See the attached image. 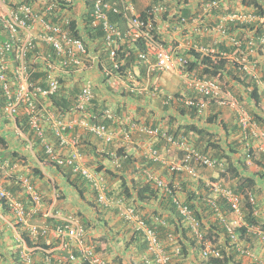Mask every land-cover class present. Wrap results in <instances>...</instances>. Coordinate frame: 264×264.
<instances>
[{
    "label": "built area",
    "instance_id": "obj_1",
    "mask_svg": "<svg viewBox=\"0 0 264 264\" xmlns=\"http://www.w3.org/2000/svg\"><path fill=\"white\" fill-rule=\"evenodd\" d=\"M197 1V6L193 5L195 8L193 12H198L197 16L182 18L180 24H177L174 17L175 15L180 17V8L170 11L168 5L161 1L152 3L142 14L137 11L136 3L133 0H93L91 9L84 2V9L79 15L76 3L73 0H49L44 3L42 8L35 5L32 0L30 2L25 0H0V35L7 36L4 37L5 40L0 38V95L5 99L1 117L12 124L18 134L24 135L23 139L29 141L28 150L32 157H36L43 165L52 164L53 162L68 167L73 176L79 175L89 182L99 205L105 208L116 207L119 216L134 231L143 235L151 256L148 259L150 264H176L173 256L180 253L178 245L174 246L173 254L168 253L159 236L158 225H167L164 217L155 216L153 224H150L142 214L136 212L134 206L126 205L121 201L115 203L108 194L109 187L105 175L86 163L84 155L80 152L78 139H71L66 135L68 128L80 126L104 140L105 143L113 141L114 134L99 121L92 122L93 115L86 110L87 104L93 97L92 82L90 80L86 81V86L80 93L76 106L67 114L54 109L52 97L61 87L60 76L86 72L88 65L92 62L95 64L98 59V53L92 52L84 39L81 36L76 37L71 31L73 20L81 21L82 14L86 13L90 28H99L103 32V46H105V50L110 51V57L114 61L116 69L122 68L125 63L124 60L117 61L116 59L121 48L135 51L138 63L146 66L150 72L170 70L176 64L182 72L181 76L188 87L211 100H215L220 105H226L234 109L243 136L246 139L249 138V140H256L259 143L257 147L264 152V130L256 124L249 111L241 106L230 93L222 91L220 83L215 79L200 78L196 70H187L190 59L183 55H177V50L181 49L180 43H186L185 41L180 42L179 38L172 37V34L175 31L182 30L183 25L191 26L194 30L207 29V22L204 18L208 15L210 17L212 15L210 12L213 9H221L226 0ZM194 2V0H188V4H194ZM111 14L118 15L119 20L112 21ZM256 18L257 15L254 13H234L226 17V19L241 22L254 21ZM224 21L222 20L221 23L215 25V31L221 36H227L228 33L223 27ZM81 28L82 26L78 25L77 30L81 31ZM162 28L165 32L169 31L171 33L170 45H166L164 41L162 42L157 37L164 32L161 30ZM257 41L252 38L248 42L246 52H243L245 47L242 41L233 38L232 42L237 46L236 52L239 51V55L217 50L214 47L206 48L198 44H189L188 46L190 49L201 53L202 56L234 60L243 71L256 74L258 64L252 61L250 57L256 51V47H264V34L258 36ZM12 53L15 55L10 60L8 54ZM38 62L44 63L43 67L38 70L44 71L45 74L33 79L30 69L33 67V72L37 71ZM108 72L111 71L108 70ZM256 79L258 80V76ZM172 101L183 102L185 106H195L199 112L206 106L205 102L198 101L196 98H180L168 95L165 99V103ZM105 113L107 117H112L110 110H106ZM19 120L24 121L25 125L34 131L40 141V149H43L47 155L46 160L41 161L39 159L36 148L30 142L29 137L23 134L18 127ZM48 124L51 125L53 131L52 142L45 135L44 128ZM137 129L145 131L146 127L142 126L140 128L137 123L129 122L128 129L123 131L124 139L126 141L132 140V133ZM166 138L168 144L182 150L183 157L179 161H167L160 158L156 150H151L150 156L155 160L160 158V161L166 164L171 172L184 173L193 180L202 178L206 187L210 190L207 203L212 209L211 211L220 216L222 221H225L228 232L232 234L233 228L229 225L230 222H228L224 211L226 209L228 213L233 215L234 221L231 224L241 225L244 212L243 197L228 186L227 177L221 176V172H225L224 159L200 151L190 145L187 139L180 138L176 140L170 135H166ZM113 163L118 167L121 166L120 160L117 158L114 159ZM24 165H26V161L23 159L11 162L6 159L0 160V167L9 173L18 171ZM207 171H210L211 174L204 176V172ZM146 174L149 179H154L159 188L167 189L168 183L166 180L150 171H146ZM30 175V173H24L17 177L22 188V195H26L28 201L26 199L22 200L21 195L1 186L0 199L5 201L17 221L27 227L29 234L35 240L47 238L49 235L61 239L60 247L63 251H68V254L60 255L55 260H51L48 256L50 254L47 253L49 261L46 259L45 264H82L83 261L88 264H107L105 258L96 251L94 244L88 243L86 227L78 215L74 213L63 214L61 211L54 212V204L59 196L54 185L55 181L49 178L53 185L54 200L51 199V202L46 204L44 194ZM179 183V181L175 182L176 188H180ZM221 195L224 202L220 205L218 198ZM248 198L256 206L255 196L249 195ZM174 202L177 203L178 210L184 218L186 226L197 237L202 238V233L199 231L200 221L190 207L180 202L176 197H174ZM45 204L46 207L49 206L44 212L45 217L54 218L57 223L44 222L43 225H39L29 222L30 217L45 209L43 208ZM254 213L258 215L259 210H255ZM248 230L264 238L263 226H248ZM167 240L173 245L176 243V236L172 232H168ZM235 240L237 241V239ZM25 248L21 251V257L23 260H29L24 253H28ZM35 249L45 250L42 246H37L33 250ZM237 250L239 254L254 257V254L242 246L241 243H239ZM203 254L204 256L208 254L218 255V252L210 244H205Z\"/></svg>",
    "mask_w": 264,
    "mask_h": 264
},
{
    "label": "trees",
    "instance_id": "obj_2",
    "mask_svg": "<svg viewBox=\"0 0 264 264\" xmlns=\"http://www.w3.org/2000/svg\"><path fill=\"white\" fill-rule=\"evenodd\" d=\"M135 3L137 0H133ZM164 1L167 2L168 5L172 7L177 5L179 6L181 12L180 17L177 20V24H180L182 18H193L197 16L198 12H193L195 8L193 5L197 6V0H194V4L189 3L188 0H152L151 2ZM212 0H205V2ZM240 3L243 7L249 9L250 12H253L258 16V21L254 25H247L244 28L247 31H254V35L264 34V0H234ZM93 0H87V6L89 9L92 7ZM219 9H213L210 13L212 16H219ZM141 13H144L142 11ZM83 27L81 31H78L77 23H72L71 31L76 37L82 36L85 43L88 47L91 48L92 52L98 53V61L97 66L100 71V83L96 86L95 90L92 89L93 97L90 102L87 104L86 110L93 115V121L100 122L105 121V123L114 126L115 128H121L124 126V117L122 115L124 112L128 111L131 106L135 103H138V111H142L140 115H143L145 108L139 104V101L144 100L146 94H138V90L124 88L119 93H115L113 87L108 83L109 78H111V74L107 71L112 70L114 72L124 71L127 73L126 66L130 64V62L136 56V52L132 49H127L118 51L116 56L117 61L124 60L126 58V64L123 65L122 69H116L114 67V61L109 58V54L107 50H105V46H103V32L99 28H90L87 18L85 16L86 13L83 14ZM112 21L119 20V16L115 14L110 15ZM51 19V17H49ZM208 20H212L209 15L204 18ZM218 20V19H217ZM216 25L215 22L212 23ZM234 23L228 24L226 29L227 32H234L235 26ZM77 26V28H76ZM233 26V27H232ZM230 27V28H228ZM95 29V30H92ZM244 33V31H241ZM7 37L6 35H0L1 39ZM158 37V36H157ZM163 37V35H162ZM99 39L97 44H94L96 39ZM200 41H204L202 36L198 37ZM89 43L94 44V47L89 45ZM216 46L218 49H224L226 51H233L234 47H227L225 40L216 42ZM262 53V50H258ZM11 60L15 54H8ZM8 57V59H9ZM199 54H195V60L192 61L188 68L192 70L194 68H200V76L208 77L220 81L221 87L225 91H231V89L242 86L245 89H251V96L259 102L261 97L259 85L256 81H252L249 79L248 74L245 71H242L237 64H232L228 62L227 59H212L211 57H204L201 61V64L198 62ZM42 62L37 63V71L33 72V67H31L32 78L37 79L44 76V71H39L41 67H43ZM126 65V66H125ZM36 67V66H35ZM110 74V75H109ZM119 76V75H114ZM124 79H128L129 75H122ZM264 80V74H263ZM60 80L62 82L59 91L53 95L52 97V105L55 106L59 111H68L75 101H77V93L83 91L84 79H80V81L76 83H71V85L67 86L65 75L60 76ZM262 80V79H261ZM131 85L132 81H128ZM232 85V86H231ZM82 86V87H81ZM234 86V87H233ZM232 87V88H231ZM151 90L157 92L156 97L161 104L160 109L163 110L164 113L169 108L168 104H165L162 97L161 92L154 90V88H150ZM1 94V93H0ZM194 94V93H193ZM176 97L185 98L181 93H176ZM154 98V97H152ZM5 99L0 95V113L2 108L4 107ZM177 111L176 115L191 114L197 115L196 108H189L185 106L184 103H179L177 105H172ZM108 109L111 114H113L112 118L109 120H105L104 111ZM152 111V116L156 117L159 113ZM256 124L262 128V124H264V120L251 111ZM160 115V114H159ZM176 115H169L171 124L175 121ZM221 117V113H210L207 121L209 122V126L207 127H198L196 124H186L177 127V131L171 129V134L177 137V134L182 136L188 135L190 132L195 134H199V141L197 145L203 149L205 152L212 153L213 157H217L219 159H224V170L225 172H221V176H225L230 180L229 186L237 193L241 194L243 199V211H244V221L246 225H260L264 227V152L260 151L256 146V140L245 138L242 133V129L238 124H236L233 128L228 123L225 122ZM161 120L166 119L164 115L160 116ZM133 120L142 121V118L133 116ZM154 119H146L144 120L145 124L150 125L149 122H153ZM156 123H159L156 121ZM20 128L25 131L34 133L30 128L26 127L25 123L23 125H19ZM50 138L53 139V131L48 129ZM222 132L225 134L224 138H218L217 133L222 135ZM218 134V135H219ZM82 136L79 138L82 139V144L86 146L82 147L83 149L87 148V154L90 155L91 159L88 161L89 165L94 166V164H98L99 170L103 168V164L108 160L106 157H109L106 154L100 153V146L93 145V141H95V136L90 133H82ZM189 136V135H188ZM179 138V137H177ZM150 139L149 136H145L144 140L147 142ZM224 139V144L220 143L221 140ZM0 143L5 144V137H0ZM39 143V142H38ZM85 143V144H84ZM247 143H249L247 145ZM39 146V145H38ZM108 148L114 149L113 144L106 145ZM138 148V147H137ZM125 148L118 149L119 155L124 154ZM38 157L41 161L47 159V155L43 151V149L37 150ZM139 164L136 165V163ZM54 168L64 174L66 176L70 186L74 188V190L83 198L86 197V193L90 190L92 193L94 191L91 190V186L87 180L82 178L81 176H73L72 171L65 166L58 165L56 163L52 164ZM105 166V165H104ZM254 166L252 169L251 167ZM252 169V172H251ZM146 171H151L160 175L163 179L170 181V190L171 192L161 191V188H158L154 179H149ZM107 173L111 175V178L118 183V190H111L109 192L111 197H114L117 201L130 203L134 206L136 212H139L143 215L145 220L153 224V219L155 216H163L165 217L168 225H158L159 236L161 240H166V234L171 230L176 237L178 244L181 246V252L177 257L178 264H184L186 261H192L195 264H245L244 260L239 258L238 256V239L239 242L243 244L246 241H252L254 244L256 242L264 241V238L259 237L257 234H250L248 232L247 227H238L236 231H233L232 234L228 232L225 223H219L216 219H212L211 208L206 203V199L208 197L207 192H209V188L206 187L204 181L201 179H197L195 182L191 181L189 177L183 176L181 174L172 173L167 166H163L160 163L154 162L153 160L148 159L146 156L140 155L137 157L135 154H126L125 158L122 161V167L119 168L118 171H114L113 169H107ZM209 175V172H204V176ZM171 178V180H170ZM182 180L180 183V188L174 189L172 184L175 182L174 180ZM14 190V188H12ZM205 190L207 192H205ZM182 193L183 201L186 205H188L193 211V213L197 216V219L201 221L203 224L202 227V238L197 239L194 234L185 226L183 218L179 215L177 211V205L174 202V197L177 198V193ZM254 195L256 198V206L253 205L248 196ZM218 202L220 205L224 202V198L222 195L218 198ZM92 207H94L100 213V207L97 203H92ZM225 206V205H224ZM259 210V214L255 215L254 211ZM145 210V211H144ZM227 210L225 209L224 214H227ZM259 216V217H258ZM51 221V219H50ZM202 221L206 222L204 224ZM88 221H84L87 224ZM206 226L207 230H204ZM131 234L128 241H126V249H135L138 255L148 254L147 257L150 258V254L148 252L147 243L143 238V235L140 232L134 231L132 228L128 229ZM237 239V241L234 239ZM108 241L106 237H104ZM131 244H135V248L131 247ZM205 244H210L212 248L217 250L218 255L208 254L207 257L203 260L200 257L201 250ZM244 246V245H242ZM246 246V245H245ZM247 247V246H246ZM99 248H102L99 247ZM103 249V248H102ZM250 251V248H246ZM105 250V249H104ZM77 251L75 252V254ZM248 257V255H242V258ZM147 260L143 262V264H150ZM183 259L184 261H180ZM196 260L198 263H196ZM117 259L114 262L109 264H118ZM17 264V262H16ZM78 264V263H77ZM82 264H88L86 261H83ZM121 264V263H120Z\"/></svg>",
    "mask_w": 264,
    "mask_h": 264
},
{
    "label": "crops",
    "instance_id": "obj_3",
    "mask_svg": "<svg viewBox=\"0 0 264 264\" xmlns=\"http://www.w3.org/2000/svg\"><path fill=\"white\" fill-rule=\"evenodd\" d=\"M32 1L39 8H42L44 3H47L49 0ZM84 1L85 0L73 1L76 3L78 13H80L79 15H81V12L84 9ZM151 1L152 0H137V11L142 12L146 10L147 7H149L153 3ZM163 3L168 5L167 2L163 1ZM235 3L236 2H234V0H226L223 3L224 6L221 8V10L224 12L222 15L228 17L231 13H234L235 10H242L243 12L246 11V9L240 4L239 6L241 8L237 9V5H235ZM168 7L170 8V11H175L172 9H179V6L177 5L173 7L171 5H168ZM210 17L212 20L205 19V21L207 22V29L194 30V28L191 26L183 25L184 28L182 30L175 31L172 34V37L176 39L179 38L178 40L180 42L185 41L186 44L180 43L179 46L183 51L181 53L189 56L190 59L192 57V53L190 52L191 49L188 46L189 44H198L203 45L206 48H213L214 46H216V42L225 40L226 46H231V41L229 39L221 36L219 33H217V31H215V25H213L212 23L213 21L216 22V17L212 15H210ZM164 18H166V16H164ZM176 19H178L177 15H175L174 21ZM161 30L164 31L162 32V35L166 34L163 28ZM253 33L254 31L250 32L249 35L251 36ZM199 36H202L204 39H206L205 42L200 41L198 38ZM246 36H248L247 33ZM260 50H262V53L259 51H254L250 57L252 61L257 62L258 64V77H262L264 74V48H261ZM229 52L234 53L235 51ZM229 62L233 63L231 61ZM144 69L145 68L142 67L140 70L143 75H146V71H144ZM164 72L166 73V75H172L173 77H175L174 83L172 81H169V78L166 79L165 77H163ZM82 74L85 75L86 78L90 79L95 86L100 83L101 74L99 69L93 62L90 64L89 70L83 72ZM254 74L255 73H251V75ZM147 75L149 76L142 78V81L144 82V84H146L142 85V89L146 90L147 94L145 95L144 100L139 101V104H141L145 108V111H143L144 114L140 115L142 111H138V108H136L135 104L131 106L130 110L127 112L128 114L140 117L143 121L150 118L154 119V123H156V121H163L164 125L168 126V128L172 130L177 129V127L180 126V123L184 122L189 124H196L198 127H207L210 125L207 119L210 113L214 112H217L218 114L221 113V118L228 123L227 125H229V127L231 126V128H233L237 124L235 110H233L229 106H222L220 104H210L211 106H209L204 111V113H201L199 115L195 116L187 114L181 117L179 114L176 115L177 111L174 107H172V105H177L174 102L171 106H169L166 113H164L163 110L165 109H160L161 104L159 103L158 99L155 98L157 92L155 93L153 89V92H151V87L154 88V90L156 91L167 93L170 95H175L178 92L181 94L188 95L191 89L185 84L184 79L181 77L182 72L179 70L176 64L174 65L173 69ZM249 79L252 80L250 77ZM77 80L78 77L77 75H75L74 81ZM259 90V93L261 95L259 102H256V100L251 96V89H245L242 86L235 87L234 89L232 88L231 91L226 92L230 93V95H232L240 103V105H245V107L248 108L249 111L256 113L264 120V86L259 85ZM153 110L157 113H159L160 111L162 112L159 113L160 115L157 114L156 117H153L151 115V112ZM161 115H164L166 119L161 120ZM169 115H176V119L172 124L170 122L168 123V121L170 120ZM262 128L264 129V124H262ZM48 133L49 132H47V134ZM218 134L219 133H217L216 135L218 136V138L225 137V134L223 132L222 135ZM3 136L5 137V144L0 149V160L6 159L11 162L23 159L24 161H26V165L21 166L18 171L13 173H9L5 170L0 171L1 187L7 189L14 188L15 192L21 195L23 200L26 199L28 201L27 196L22 195V192L20 190L21 188L18 186L19 181L17 177L24 173H30V176L34 178L36 184L39 186L40 191L44 194V198L47 204V201L51 199L54 200L53 185L52 182L49 180V178H51L55 181L54 183L57 185V190L59 192V198L56 200V205L54 206L53 210L62 211L64 213H74L78 215L83 222L88 221L87 224H85L87 229V240H90L94 244L96 251L102 256H104V258L107 259L109 263L114 262L115 259H117L118 264H143V262L147 260L148 254L138 255L135 249H126V241L129 240L131 234V232L128 230L130 229V227L127 222L119 216L118 210L115 207L105 208L99 205L97 203L95 193H92L90 190L86 193L85 198L81 197L74 190V188L70 186L66 176H64L63 173L58 172L53 165H43L38 161L36 157H32V154L27 148V142L22 141L15 134L13 125L9 124L6 119H3L0 113V137ZM145 136L147 135L142 133H137L134 135V141L138 143L139 147L140 145L143 146L145 144ZM192 138L194 140H197L199 138V135L195 134L194 132ZM198 141L199 139L196 142ZM220 143L224 144V139L221 140ZM258 144L259 143H257L256 141L255 146L257 147ZM130 148L132 149V147ZM96 165L91 166L99 173L105 175L108 182L109 192L111 190L120 191L117 186L118 183H116L115 180L111 178V175H109L106 171L107 166L111 170L113 169L111 162L106 161L103 164V168L101 170L98 169V166L100 165ZM251 168L253 169L254 166H252ZM207 172L211 174L210 171ZM227 182L228 184H230L229 179L227 180ZM18 197L20 198V196ZM94 202L99 205L100 213L94 207L91 206V204ZM46 204L43 207L45 208L44 210L37 214H34L32 217L29 218V222L43 225V223L47 221L48 218L45 217L44 212L49 206L46 207ZM10 214H12V212H10ZM10 214L5 212L4 206L0 202V263L16 264L17 262V264H45L46 259H48L49 261L47 253L50 254L48 256L51 258V260H55L60 255L68 254V251H63V249H61L60 247L62 243L61 239L49 235L47 238L44 237L39 240H34L32 237L28 236L25 225L16 226V220ZM52 222V224L57 223L55 219ZM23 232L25 234H22ZM104 237H106L108 241L104 239ZM243 245L244 247L247 246L248 248H250V250L254 254V257L246 256L242 258V256H239V258L244 260L245 264H264V241L256 242V244H254L252 241H246V243ZM37 246H42V248H44L46 251L43 249L33 250ZM101 246L103 249L99 248ZM131 247L135 248L136 246L135 244H131ZM24 248L28 251V253L24 251L23 252L27 256L26 258H29V260H23L22 257L19 258L18 254L19 252L21 253L22 249ZM187 263L188 262L186 261L185 264ZM189 264H192V261H190Z\"/></svg>",
    "mask_w": 264,
    "mask_h": 264
},
{
    "label": "clouds",
    "instance_id": "obj_4",
    "mask_svg": "<svg viewBox=\"0 0 264 264\" xmlns=\"http://www.w3.org/2000/svg\"><path fill=\"white\" fill-rule=\"evenodd\" d=\"M26 2H30V0H25ZM73 1H75V0H73ZM33 2V1H32ZM84 2H86L87 3V0H85ZM234 2H236L235 3V5H237V9H239V8H241L240 6H239V4L240 3H238L237 1H234ZM34 3V2H33ZM154 3V2H153ZM241 5V4H240ZM242 6V5H241ZM148 8V7H147ZM245 9H246V11H242V10H235L234 11V13H254V10H253V12H250L249 11V9L248 8H246V7H244ZM220 11H219V16H215L216 17V25H217V23H219L220 21H222V20H225L224 21V23H223V27H224V29L227 31V29H226V27H227V25L228 24H231V23H234V25L233 26H235V31L234 32H232V33H230V32H228L227 33V36H223V37H225V38H227V39H229L230 41H231V46L232 47H234V49H233V51H235L234 53H237L238 55H239V51L238 52H236L237 51V46L232 42L233 41V38L235 39V40H241L242 41V43H243V46L245 47L244 49H243V52L245 51L246 52V47H247V45H248V42L253 38V39H255L256 40V42H258L257 40H258V36H260V35H254V34H252L251 36L249 35V33L251 32V31H247L245 28H244V26H247V25H254V24H256V22L258 21V16H257V18H256V20H254V21H250V22H241V21H239V20H230V19H226V17L224 16V15H222L224 12L221 10V9H219ZM145 11L146 10H144V13H145ZM141 13V12H140ZM144 13H142V14H144ZM234 13H231L230 15H232V14H234ZM84 14V13H83ZM82 14V17H81V21L80 20H73V22L74 23H77V25H81L82 27H83V24H84V22L85 21H83V17H84V15ZM255 14V13H254ZM85 18H86V16H85ZM218 19V20H217ZM72 22V23H73ZM214 22V21H213ZM221 23V22H220ZM72 25V24H71ZM232 26V27H233ZM228 28H230V27H228ZM82 29V28H81ZM241 31H244V33L243 32H241ZM246 33L248 34V36H246ZM171 33L168 31V32H166V34H163V37H162V34H159L158 35V38H160L161 40H162V42L164 41L165 42V44L166 45H170L171 43ZM261 35H263V34H261ZM82 37V36H81ZM223 41V40H222ZM221 41V42H222ZM97 42H99V39L97 38L95 41H94V44L96 43L97 44ZM92 43H89V45H91ZM94 44L93 45H91L92 47H94ZM259 46H261L260 44H259ZM214 48H216L217 50H221V51H226V50H224V49H218V47L217 46H214ZM261 48H264L263 46H261V47H256L255 49H256V51H258L259 49H261ZM91 49V48H90ZM181 52H183L181 49H178L177 50V55H183V56H186V57H188L189 58V56H187V55H184L183 53H181ZM190 52L192 53H190L191 55H192V57H191V59L189 60V63H188V65L192 62V61H194L195 60V54H199V56H200V58L199 59H197L198 60V62L201 64V61H202V59L204 58V57H211V56H202V54L201 53H198V52H196V51H194V50H190ZM226 52H228V53H230L229 51H226ZM107 53H110V51H108L107 50ZM110 55V54H109ZM109 58L111 59V57L109 56ZM212 58V57H211ZM212 59H218V58H212ZM227 60H228V62L229 61H231V62H233L232 64H237L234 60H231V59H229V58H227ZM97 61H98V59L96 60V62H95V65L97 66ZM124 61H125V63L124 64H126V58L124 59ZM139 65H140V67H139ZM188 65H187V70H189V68H188ZM238 65V64H237ZM126 66V65H125ZM123 67V66H122ZM142 67H144L145 69H144V71H146V75H143V73L141 72V68ZM89 68H90V65H88V70H89ZM97 68H98V66H97ZM122 69V68H121ZM126 69H127V73H125L124 71H121V72H114V71H112V70H110L111 72H110V74H111V78H109V80H108V83L113 87V90H114V92L115 93H119L121 90H123L124 88H129V89H135V90H138V93H140V94H147L146 92V90H144V89H142L143 88V86L142 85H146V84H144V82L142 81V78L143 77H146V76H149V75H147V74H154V73H159V72H161V71H152V72H150V71H148L147 70V68H146V66H144L143 64H140V63H138V61H137V55L135 56V60L133 59L131 62H130V64L129 65H127L126 66ZM259 69V68H258ZM258 69L256 68V75H251L249 72H247V71H245L247 74H248V76L252 79V81H256L257 83H258V85H263L264 86V80H263V76L262 77H258V80L256 79L257 78V75H258ZM169 70V69H168ZM192 70H196L197 71V73H198V77H200V78H208V77H201L200 75V68L198 69V68H194V69H192ZM192 70H190V71H192ZM242 70V69H241ZM162 71H166V70H162ZM243 71V70H242ZM109 74V75H110ZM75 75H77V77H78V80L77 81H74V76ZM114 75H119V76H114ZM122 75H129V78L128 79H124L123 78V76ZM65 77H66V82H67V86L68 85H71V83H76V82H78V81H80V79H84V83L82 84V85H84V87L86 86L85 84H86V81L87 80H90V79H88V78H86L85 77V75H83L82 73H74V74H69V75H65ZM182 77V76H181ZM183 78V77H182ZM101 79V78H100ZM210 79H212V78H210ZM262 79V80H261ZM91 81V80H90ZM128 81H132V85L130 84V83H128ZM217 81V80H216ZM92 82V81H91ZM185 82V81H184ZM219 83H220V81H218ZM186 84V83H185ZM123 85H126V86H123ZM187 85V84H186ZM188 86V85H187ZM220 86H221V83H220ZM82 87V86H81ZM95 88H96V86L94 85V83L92 82V89H94L95 90ZM190 88V87H189ZM191 89V88H190ZM221 89H222V87H221ZM222 91H225V90H223L222 89ZM82 91H80V92H78L77 94V97H76V99H77V101H78V98H79V95H80V93H81ZM151 92H153L152 90H151ZM155 92V91H154ZM190 93H188V95H186V94H182L183 96L185 95V98H196L198 101H203V102H205V104H206V106H205V108H203V110H201V112H199V110L195 107V106H192V107H190V106H187V107H189V108H193V109H195L196 108V111H197V115H199V114H201V113H204V111L209 107V106H211L210 104H219L218 102H216L215 100H211V99H209L208 97H205V96H203V95H201V94H199L198 92H196L194 89H191L190 91H189ZM226 92V91H225ZM156 93V92H155ZM194 93V94H193ZM161 94H162V97H165V99H167V97H168V95H170V94H167V93H162L161 92ZM157 95V94H156ZM156 95H155V97H156ZM174 95V94H173ZM175 96V95H174ZM183 98V97H182ZM145 99V98H144ZM165 99H163L162 101H164V103H165ZM77 101H75V103L73 104V106L68 110V111H59L56 107L54 108V109H56L57 111H59V112H63V114H67V113H69V112H71V110L76 106V104H77ZM174 103V101H172V102H169V103H165V104H168L169 106H171L172 104ZM176 104H179V103H177V102H175ZM183 103V102H182ZM240 104V103H239ZM135 105H136V108H137V106H138V103H135ZM222 106H224V105H222ZM241 106H243L244 108H246L245 107V105H241ZM195 107V108H194ZM231 108V107H230ZM247 110H248V108H246ZM106 110H108V109H106ZM105 110V111H106ZM130 110V109H129ZM128 110V111H129ZM234 110V109H233ZM105 111H104V114H105V117H106V119L105 120H109V119H111L110 117H107L106 116V113H105ZM128 111H126V112H124V114L122 115V117H124V119H125V121L123 122L124 123V126L123 127H121V128H115L114 126H111L110 124H108V123H105V121H103L102 120V122H100V120H98L100 123H102V124H104L106 127H107V129L109 130V131H111L113 134H114V138H113V141H111V142H109V143H105L104 142V140H102L101 138H99L98 136H96L95 134H93L92 132H89L88 130H86L85 128H83V127H80V126H74L73 128H71V129H69L68 128V130L66 131V135L68 136V137H70L71 139H73V138H77L78 139V141H79V143H80V152L84 155V157H85V160H86V163L88 164V161L91 159V157H90V155L89 154H87V148H85V149H83L82 147H85L86 146V144L85 145H83L82 144V142H84V141H82V139H80L79 137L80 136H82L81 134L82 133H90V134H93L94 136H95V141H93L92 143H93V145H99L100 146V153H103V154H106V155H108L109 157H106L108 160V162H111V165H112V168L114 169V171H118L119 170V168H121L122 167V161H123V159L125 158V155L126 154H135L137 157H140V155H143V156H146L148 159H150V160H153L154 162H157V163H160V164H162L163 166H167L166 164H164L162 161H160V158H164L165 160H167V161H174V160H180L182 157H183V152H182V150L181 149H179V148H177V147H175V146H173V145H170V144H168V142H167V138H166V135H170V136H172V137H174L176 140H178V139H180V138H184V139H187L189 142H190V145H192L193 147H195V148H197V149H199L200 151H203V152H205L203 149H201L198 145H197V140L199 139H197V140H194L193 138H192V136H193V133H189L188 135H186V136H182V135H180V134H177V137H179V138H177V137H175L173 134H171V129L170 128H168V126H166V125H164V122L163 121H161V122H159V123H154V122H149V124L150 125H147V124H145V122L143 121H137V120H133L132 118H133V116L134 115H132V114H128L127 112ZM249 111V110H248ZM235 113H236V111H235ZM249 113L252 115V113H251V111H249ZM214 114H215V112H214ZM151 115H152V112H151ZM81 116H83V115H81ZM112 116H113V114H112ZM236 117H237V113H236ZM252 117H253V115H252ZM220 119H221V117H220ZM253 119H254V117H253ZM165 120V119H164ZM92 122H95V121H93V118H92ZM129 122H135V123H137L139 126H140V128L142 127V126H144V127H146V130L145 131H140L139 129H137V130H135L133 133H132V140H129V141H126L125 139H124V137H123V131H124V129H128V127H129ZM23 123H25L24 121L22 122V121H20L19 120V123H18V127L20 128V126L19 125H23ZM186 124H189V123H186V122H184V123H182L181 124V126L183 125H186ZM237 124L239 125V123H238V119H237ZM26 127H28L27 125H26ZM29 128V127H28ZM48 129H51V125H45V128H44V130H45V135L46 136H48L49 135V133L47 134V132H48ZM263 129V128H262ZM14 130H15V128H14ZM20 130L23 132V134H25V135H27L28 137H29V139H30V142L33 144V146L36 148V152H37V150H39L40 149V141H39V139H38V137H36V134L35 133H32V135H30L31 133H29V132H25V131H23L21 128H20ZM52 130V129H51ZM178 129H174V131L176 132ZM264 130V129H263ZM33 131V130H32ZM34 132V131H33ZM137 133H142V134H145V135H147V136H149L150 137V139L147 141V142H145V144L143 145V146H141L140 145V147H139V145H138V143H136L135 141H134V135L135 134H137ZM15 134L22 140V141H24V142H27L26 144H27V148H28V143H29V141L28 140H25V139H23L24 137V135L22 136L21 134H18L17 132H16V130H15ZM119 134V135H118ZM197 135H199V134H197ZM251 141V140H250ZM39 142V143H38ZM110 144H113V146H114V149H110V148H108V147H106V145L108 146V145H110ZM249 143H247V145H248ZM0 149H1V147L4 145H2V143H0ZM39 145V146H38ZM130 147H132V149L130 148ZM138 147V148H137ZM120 148H125V150H124V154H118L119 153V151H118V149H120ZM258 149H259V147H257ZM151 150H156L157 151V153H158V156L160 157L159 158V160H155L154 158H152L151 156H150V151ZM260 150V149H259ZM261 151V150H260ZM208 153H210V152H208ZM210 154H212V153H210ZM213 156V155H212ZM115 158H117V159H119L120 160V163H121V166H116L113 162H114V159ZM137 164H139V162H137L136 163V165ZM89 165V164H88ZM94 165H96V164H94ZM90 167H92L91 165H89ZM96 166H98V165H96ZM96 166H95V168H96ZM168 168V167H167ZM107 169H110V168H108V166H107V168H106V171H107ZM3 169L0 167V171H2ZM151 172V171H150ZM153 173V172H152ZM173 174H174V172H172ZM38 174V173H37ZM156 174V173H155ZM176 174H181V175H183V176H187L186 174H182V173H179V172H177ZM158 175V174H157ZM158 176H160V175H158ZM187 177H189V176H187ZM162 178V177H161ZM189 179H191L190 177H189ZM164 180H166V179H164ZM170 180H171V178H170ZM175 182H177V181H179L180 183L182 182V180H177V179H175L174 180ZM191 181H193V182H195L196 180H193V179H191ZM166 182L168 183V187H167V189L166 188H161V191H167V192H171V190H170V185H171V183H170V181H168V180H166ZM175 182L172 184V187H174L175 189H177L176 187H175ZM179 183V184H180ZM54 185H55V187H56V189H57V185L54 183ZM18 186L21 188V186H20V184L18 183ZM118 186V185H117ZM158 187V186H157ZM159 188V187H158ZM7 189V188H6ZM179 189V188H178ZM9 190H12V189H9ZM21 191H22V188L20 189ZM91 190L92 191H94L92 188H91ZM12 191H14L15 192V190H12ZM205 192H207L206 190H205ZM59 193V192H58ZM95 193V192H94ZM108 194H109V191H108ZM207 194H208V192H207ZM109 196H110V194H109ZM111 197V196H110ZM176 197V196H175ZM58 198H59V196H58ZM57 198V199H58ZM112 198V200H114L115 201V203H117L118 201L114 198V197H111ZM177 199L180 201V202H182V203H184L185 204V202L183 201L184 199L182 198V193H180V192H178L177 193ZM205 199H206V203H207V198L205 197ZM23 200V199H22ZM45 202H46V200H44ZM0 202L3 204V206H4V209H5V212L6 213H9L10 214V212H12V210L8 207V205H6L5 204V201L3 200V199H0ZM48 202H51V200H49V201H47V203ZM98 203V202H97ZM123 203H125V202H123ZM126 205H132V204H130V203H125ZM176 205H177V203H175ZM208 204V203H207ZM56 205V203L54 204V206ZM186 205V204H185ZM133 206V205H132ZM103 207V206H102ZM116 208V207H115ZM117 209V208H116ZM118 210V209H117ZM212 210V209H211ZM145 211V210H144ZM177 211L179 212V210H178V206H177ZM55 213H57V212H59V211H54ZM62 212V211H61ZM212 213H211V215H210V217L212 218V219H216L219 223H225V221H222V219H221V217L220 216H217V215H215L214 213H213V211H211ZM63 214H67V213H64L63 212ZM10 215H12L13 216V218L16 220V226H19V225H21V223L20 222H18L17 221V218L15 217V215H14V213L12 212V214H10ZM179 215L181 216V214H180V212H179ZM195 215V214H194ZM196 216V215H195ZM163 217V216H162ZM182 217V216H181ZM197 217V216H196ZM259 217V216H258ZM183 218V217H182ZM226 218L228 219V222H230V224L229 225H231L232 226V228H233V231H236V229L238 228V227H247V229H248V226L250 227V226H252V225H246V223H245V221H244V212H243V222H242V224L241 225H233V224H231V222H233L234 220V218H233V215L232 214H230V213H228L227 212V214H226ZM50 219H51V221H50ZM123 219V218H122ZM54 220V218H48L47 219V221L46 222H48V223H50V224H52L53 221ZM56 220V219H55ZM164 220L166 221V219H165V217H164ZM57 221V220H56ZM183 221H184V218H183ZM167 222V221H166ZM204 224H207L206 222H204V221H202ZM84 223V222H83ZM128 224V223H127ZM184 224H185V221H184ZM84 225H85V223H84ZM129 225V224H128ZM161 225V224H160ZM168 225V224H167ZM185 226H186V224H185ZM225 226H226V223H225ZM85 227H86V225H85ZM129 227H130V225H129ZM188 229H189V227L188 226H186ZM202 227H203V224H201V221H200V225H199V231H200V233H202ZM131 228V227H130ZM190 230V229H189ZM204 230H207V228H206V226L204 227ZM228 230V229H227ZM191 231V230H190ZM26 232H27V234H28V236H30V237H32L30 234H29V232H28V230H27V227H26ZM86 232H87V229H86ZM169 232H171V230L169 231ZM248 232H249V230H248ZM251 232V231H250ZM173 233V232H172ZM192 234H194V236L197 238V239H203V238H200V237H197L196 236V234L195 233H193V232H191ZM22 234H25L24 232L22 233ZM167 234H168V232H167ZM167 234H166V240H163L162 242H163V244L166 246L165 248H166V250H167V252L168 253H171V254H173V248H174V246L175 245H178L179 247H180V252H181V246L178 244V241H177V237H176V243L175 244H173V245H171L170 243H169V241L167 240ZM174 234V233H173ZM250 234H252V232L250 233ZM175 235V234H174ZM176 236V235H175ZM33 238V237H32ZM34 239V238H33ZM35 240V239H34ZM238 242H239V239H238ZM88 243H91V244H93L90 240H88ZM239 243H241L242 245H243V243L242 242H239ZM204 247H205V245L203 246V248H202V250H201V254H200V257L204 260L205 259V257H207V256H204V254H203V249H204ZM245 248H247V247H245ZM250 252L251 253H253L251 250H250ZM180 254V253H179ZM179 254L177 255H174L173 256V258H174V260H175V263L176 264H178V261L179 260H177V257L179 256ZM238 254V256H242L243 254L241 253V254H239V253H237ZM19 258L21 257V253L19 252ZM245 255V254H244ZM104 257V256H103ZM249 257V256H248ZM148 258V257H147ZM149 259V258H148ZM106 260V262H107V264H109V262H108V260L107 259H105ZM180 261H184L183 259H181ZM188 263L187 264H189V262L190 261H187ZM196 263H198V261L196 260ZM1 264H6V263H1ZM185 264V263H184ZM192 264H195V263H193L192 262Z\"/></svg>",
    "mask_w": 264,
    "mask_h": 264
},
{
    "label": "rangeland",
    "instance_id": "obj_5",
    "mask_svg": "<svg viewBox=\"0 0 264 264\" xmlns=\"http://www.w3.org/2000/svg\"><path fill=\"white\" fill-rule=\"evenodd\" d=\"M163 77H165L166 79L169 78V81H172L174 83L175 81V77H173L172 75H166V73H163ZM3 222V221H2Z\"/></svg>",
    "mask_w": 264,
    "mask_h": 264
}]
</instances>
